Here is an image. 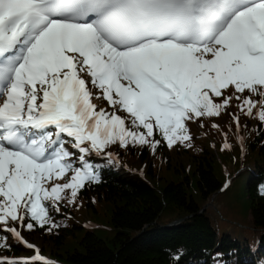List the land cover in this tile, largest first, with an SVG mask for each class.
<instances>
[{
    "label": "snow or ice",
    "instance_id": "6c2138e0",
    "mask_svg": "<svg viewBox=\"0 0 264 264\" xmlns=\"http://www.w3.org/2000/svg\"><path fill=\"white\" fill-rule=\"evenodd\" d=\"M233 99L264 122V0H0V233L33 249L9 221L51 231L49 208L98 181L69 147L155 150L158 130L171 148ZM34 261L48 264L38 249Z\"/></svg>",
    "mask_w": 264,
    "mask_h": 264
},
{
    "label": "trees",
    "instance_id": "16d2710c",
    "mask_svg": "<svg viewBox=\"0 0 264 264\" xmlns=\"http://www.w3.org/2000/svg\"><path fill=\"white\" fill-rule=\"evenodd\" d=\"M241 101L233 99L230 105L239 117V132L225 110L218 117L201 118L203 127L200 121H188L192 139L171 148L157 133L155 150L150 145H109L104 151L117 156L103 161L101 180L80 189L75 203H68L70 191L64 193L60 210L50 208L57 227H24V236L57 261L48 264H264V122L240 111ZM223 139L230 142L228 149L221 147ZM248 164L253 172L245 168L235 176L236 186L220 191L226 169L231 175L230 167ZM228 192L230 198L237 193L242 197L250 215V226L234 225L230 233L218 229L215 208H203ZM86 221L92 225L85 227ZM31 252L9 234L0 239V253Z\"/></svg>",
    "mask_w": 264,
    "mask_h": 264
},
{
    "label": "rangeland",
    "instance_id": "374dc122",
    "mask_svg": "<svg viewBox=\"0 0 264 264\" xmlns=\"http://www.w3.org/2000/svg\"><path fill=\"white\" fill-rule=\"evenodd\" d=\"M244 170L245 169H239V173H242ZM230 171L231 173L233 172L232 168H230ZM236 178H233V186L238 184V178ZM207 207L216 209L217 218L219 220L218 229L224 230L226 233H230L234 225L236 227L238 224L250 226V215L249 212L245 210V207H248V205L244 203L242 197L238 193L232 198H230V192L222 194L218 199L213 200L212 198L209 200ZM217 208L220 210L222 216Z\"/></svg>",
    "mask_w": 264,
    "mask_h": 264
},
{
    "label": "water",
    "instance_id": "95a60500",
    "mask_svg": "<svg viewBox=\"0 0 264 264\" xmlns=\"http://www.w3.org/2000/svg\"><path fill=\"white\" fill-rule=\"evenodd\" d=\"M206 207V205L203 207V208H205ZM189 217V216H188ZM179 220H177V221H174L173 223H177Z\"/></svg>",
    "mask_w": 264,
    "mask_h": 264
}]
</instances>
